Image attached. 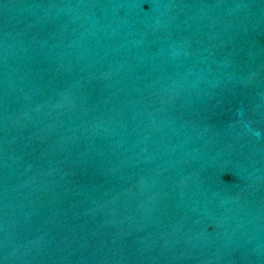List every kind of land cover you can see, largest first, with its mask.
Wrapping results in <instances>:
<instances>
[{
  "label": "water",
  "instance_id": "1",
  "mask_svg": "<svg viewBox=\"0 0 264 264\" xmlns=\"http://www.w3.org/2000/svg\"><path fill=\"white\" fill-rule=\"evenodd\" d=\"M0 264H264V0H0Z\"/></svg>",
  "mask_w": 264,
  "mask_h": 264
}]
</instances>
